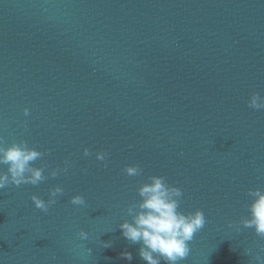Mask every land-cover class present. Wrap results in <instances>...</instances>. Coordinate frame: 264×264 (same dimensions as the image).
Returning <instances> with one entry per match:
<instances>
[{
  "label": "water",
  "instance_id": "95a60500",
  "mask_svg": "<svg viewBox=\"0 0 264 264\" xmlns=\"http://www.w3.org/2000/svg\"><path fill=\"white\" fill-rule=\"evenodd\" d=\"M254 92L264 0H0V137L44 153L33 166L47 177L0 190V264H147L119 225L152 175L183 190L180 211L206 216L181 264H259L264 238L229 227L247 217L249 189H264ZM135 164L143 173L127 176ZM57 185L37 209L31 196Z\"/></svg>",
  "mask_w": 264,
  "mask_h": 264
},
{
  "label": "clouds",
  "instance_id": "9594fccd",
  "mask_svg": "<svg viewBox=\"0 0 264 264\" xmlns=\"http://www.w3.org/2000/svg\"><path fill=\"white\" fill-rule=\"evenodd\" d=\"M248 106L255 110L264 109V96L254 92L248 101ZM25 116L29 115V109H24ZM85 156H91L89 148L83 150ZM106 152H97L96 159L105 161ZM44 156V153L34 147H29L26 141L13 142L5 146L0 137V165H6V171H0V190L10 185L20 186L31 184L36 186L45 181L44 168L34 167L33 163ZM69 162L65 161V167L55 168L50 175L55 178L61 172L68 171ZM86 172L87 170L84 169ZM129 177L140 176L143 169L139 164L127 165L123 169ZM140 197L137 203L127 208V213L132 219L120 223L122 235L131 243L141 244L139 256L147 264H181L190 253V241L194 235L204 228L206 216L202 209L184 213L180 211L181 199L184 195L180 187L170 185L163 176L152 175L142 183L138 189ZM64 189L57 185L49 192L47 200L33 194L31 200L37 209L47 213L49 208L57 202V198L63 195ZM248 196L251 203L248 204V215L241 219L239 224L229 223V227H235L237 231L244 228L254 229L255 233L264 238V189H249ZM70 203L75 206L86 204L85 197L77 194L71 197ZM81 240H88L89 233L81 230ZM105 247H110V242H105ZM91 252V249H89ZM121 255L131 261L132 254L123 252ZM259 264H264V257L259 254L255 257Z\"/></svg>",
  "mask_w": 264,
  "mask_h": 264
}]
</instances>
